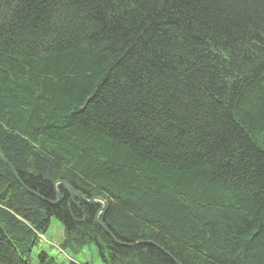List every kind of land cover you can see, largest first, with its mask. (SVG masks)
Returning <instances> with one entry per match:
<instances>
[{
	"label": "trees",
	"instance_id": "16d2710c",
	"mask_svg": "<svg viewBox=\"0 0 264 264\" xmlns=\"http://www.w3.org/2000/svg\"><path fill=\"white\" fill-rule=\"evenodd\" d=\"M0 140V264H264V0H0Z\"/></svg>",
	"mask_w": 264,
	"mask_h": 264
},
{
	"label": "rangeland",
	"instance_id": "374dc122",
	"mask_svg": "<svg viewBox=\"0 0 264 264\" xmlns=\"http://www.w3.org/2000/svg\"><path fill=\"white\" fill-rule=\"evenodd\" d=\"M1 145L2 144H1V140H0V147H1ZM47 180L50 181V179H47ZM63 181H65V180H63ZM56 182L58 183L59 180L55 181L54 183H56ZM66 185L68 187H70L69 184L66 183ZM55 189L57 190L56 187H55ZM6 196L7 195H4V197H6ZM56 197H57V195H56ZM93 198L94 199H98V200L97 201H93L92 203H94V204L101 203L102 204V202H103L106 205V203H105V201L103 199H101V198H99L97 196H95ZM87 200H89V199H87ZM82 201H85V200H82ZM0 209L4 210L3 208H0ZM102 209H103V207L101 205V210ZM100 213H101L100 211H98L96 213L97 214L96 215V222H99V221H97V219L99 217L98 214H100ZM101 225L100 226L102 228V231L105 232L106 234H109L110 233L109 230L106 227H104L103 224H101ZM45 227L46 226H44L43 229H45ZM38 237L41 240V242L39 244H37V246H35L33 248L32 255H35L37 253V251L42 249L43 251H45L46 253L49 254V257H52L53 259H55L57 262H60V263H64L69 258H71L70 260L75 261L77 263H83V264L84 263H86V264H105V263H103L101 261V258L99 257L98 252L95 249L94 245L86 246L78 254L69 253L67 251L66 252L61 251L59 249V244H60V242H61V240L63 238V229H62V226H61L60 222L56 218H51L48 230L44 234H39ZM31 243H33V242H28L27 240L25 242V244H27V245H30Z\"/></svg>",
	"mask_w": 264,
	"mask_h": 264
},
{
	"label": "water",
	"instance_id": "95a60500",
	"mask_svg": "<svg viewBox=\"0 0 264 264\" xmlns=\"http://www.w3.org/2000/svg\"><path fill=\"white\" fill-rule=\"evenodd\" d=\"M57 184H61L67 192H69V193H74V194H76L77 196H79L81 199H84V197L81 195V193H79V192L73 190L72 188L68 187V186L66 185V182H65V181H63V180H59L58 183H57V182L54 183L55 186H56ZM57 196H58V197H57V202H59V201H60V197H59V195H57ZM93 199H94V198H91V199H90V203L93 202ZM103 205H104V206H103L102 211H105V210H106V205H105L104 203H103Z\"/></svg>",
	"mask_w": 264,
	"mask_h": 264
},
{
	"label": "bare ground",
	"instance_id": "6f19581e",
	"mask_svg": "<svg viewBox=\"0 0 264 264\" xmlns=\"http://www.w3.org/2000/svg\"><path fill=\"white\" fill-rule=\"evenodd\" d=\"M0 160H2L3 162H5V159L1 156V154H0ZM80 193V192H79ZM82 195V194H81ZM84 195V194H83ZM82 195V196H83ZM84 197V196H83ZM81 199V198H80ZM82 200H85L86 202H88V203H90V200H87V199H82ZM93 201H97V199H93ZM100 211H102V210H100ZM88 245V244H87Z\"/></svg>",
	"mask_w": 264,
	"mask_h": 264
}]
</instances>
